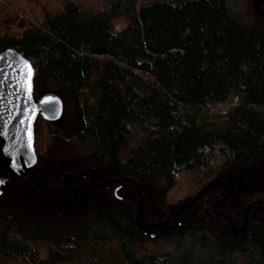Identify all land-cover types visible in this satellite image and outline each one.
Masks as SVG:
<instances>
[{"label": "trees", "instance_id": "obj_1", "mask_svg": "<svg viewBox=\"0 0 264 264\" xmlns=\"http://www.w3.org/2000/svg\"><path fill=\"white\" fill-rule=\"evenodd\" d=\"M242 7L241 0H0V51L31 62L35 100L51 94L62 103L58 120L34 124L38 165L47 170L41 185L72 199L61 180L84 168L98 182L132 178L143 195L140 223L170 227L205 186L236 181L225 202L227 186L215 185L178 213L175 230L151 238L135 221L131 183L96 189L85 181L65 204L33 182L16 189L4 170L0 198L18 197L0 208V264H264V187L254 186L264 183L249 180L248 191L246 179L237 182L264 159V23L248 21ZM118 18L125 26L116 30ZM73 144L86 151L59 153ZM186 178L196 180L195 191L170 203ZM259 202L255 218L248 214L244 231L234 232L228 219L239 230L246 208ZM34 214L72 227L33 225ZM143 243L158 252H139Z\"/></svg>", "mask_w": 264, "mask_h": 264}, {"label": "water", "instance_id": "obj_2", "mask_svg": "<svg viewBox=\"0 0 264 264\" xmlns=\"http://www.w3.org/2000/svg\"><path fill=\"white\" fill-rule=\"evenodd\" d=\"M263 3L264 0H260L255 4V10L262 16H264V13L259 10V6ZM34 75L35 70L31 62L17 50L6 49L0 51V100L3 101V105L0 107V181H2L0 182V195L5 191L8 185V176L5 175V170L8 172L11 182L16 189L27 187L31 180L37 174H40L35 181V185L60 199L53 190L40 185V182L47 174L44 168L34 170V172L21 185H18L15 181V175L25 177L26 174L37 167L39 163V158L34 150V124L38 115L45 120L56 121L60 118L62 113V103L56 95L48 94L34 100L32 93ZM29 83L31 88L30 93ZM85 172L89 174L91 182L97 177L95 170L86 169L80 173L76 180L72 176L66 175L62 178V185H65L66 183H80ZM244 175L245 177H249L247 174ZM242 177L243 176L240 177V181L242 180ZM111 183L133 184L138 195V203L135 213V221L138 229L144 236L154 238L157 230H175L182 222L181 219L177 220L178 213L192 207L208 189L221 182L205 186L190 203L183 205L175 213L173 217L174 224L170 227L167 226L166 222L161 225H142L140 223L139 215L142 209L143 199L140 188L134 179L106 180L95 185V187L98 189H105V187ZM72 194L73 198L68 203H73L76 199L75 191H72ZM252 206L253 204L246 209V213ZM260 207L261 203L259 202L256 209H259ZM246 222L247 218L245 216L241 229L236 233L240 234L244 231ZM229 224L232 226L230 221Z\"/></svg>", "mask_w": 264, "mask_h": 264}, {"label": "rangeland", "instance_id": "obj_3", "mask_svg": "<svg viewBox=\"0 0 264 264\" xmlns=\"http://www.w3.org/2000/svg\"><path fill=\"white\" fill-rule=\"evenodd\" d=\"M32 1H36V0H11L13 5H14V3H18V4H21V5H23V4L26 5V4H28L29 2H32ZM137 1H138V4H140V3L148 2L150 0H137ZM258 1H260V0H241L242 6H243L242 7V11H243V15L245 16V18L248 21H250L252 23L263 25L264 19L262 17H260L258 14H256L255 13V9H254L255 8V4ZM259 10L264 12V6H262ZM124 26H125L124 19H122V18L116 19V21H115V29L116 30L122 29ZM2 35H3V33L1 34V36ZM222 111H223V108H219L217 110L215 109L212 112V114H214L215 116H218L219 112H222ZM68 137H70V136L68 135ZM63 151H65V149H63ZM85 151H86V148L84 146H78L77 144H73L71 147H68L66 152H61L60 151L59 153L60 154L66 153V158H68V157L71 158V157H75L76 155L83 154ZM213 164L215 166H218L220 164L219 158H217V156L215 157ZM241 172L243 174H249V175H254L256 173L264 174V159L262 160L260 166L252 167V168H249L248 170H243ZM114 179H118V178H114ZM109 180H112V179H109ZM195 182H196V180H194L193 178H186V180L183 183V185L181 184L178 187L179 190L177 188V192L175 191L169 196V202L172 203V202L176 201L179 198V196L184 194L185 192L189 193L190 190H192L194 192L195 191L194 188L197 187L195 185ZM217 182H221V183H218L217 185L225 184V181H217ZM217 182H214V183H217ZM252 185L253 184L251 183V181L246 179L244 181L243 188H245L246 190L249 191V190H251L253 188ZM254 186L264 187L263 184L260 181L255 182ZM140 191H141V194H142V190L141 189H140ZM226 194H227V192H226ZM226 194H225V196H226ZM14 196L15 195H13V196H5L3 198H0V208L11 209L12 207L10 206V200H14ZM150 196H151V194H150ZM17 197L18 196H15V198H17ZM152 198H153V195H152ZM142 199H143V195H142ZM136 203H138V202H136ZM136 209H137V204H136L134 210H132V211H134V213H136ZM27 220L30 221L33 225L44 226V227H48V228L49 227L50 228H54V229L58 228L62 223H64V227H67V225H65L66 222H62L61 223V222L56 221L55 219H53L51 217L42 218L38 214H34L33 219H27ZM243 221H244V218H243ZM242 225H243V222H242ZM70 227H72V221L71 220L68 221V227L67 228H70ZM137 250L139 252H142V253H157L158 252V249H157L156 245L155 244H151V243L140 244V245L137 246Z\"/></svg>", "mask_w": 264, "mask_h": 264}, {"label": "flooded vegetation", "instance_id": "obj_4", "mask_svg": "<svg viewBox=\"0 0 264 264\" xmlns=\"http://www.w3.org/2000/svg\"><path fill=\"white\" fill-rule=\"evenodd\" d=\"M35 100V99H34ZM39 117H41L40 115H38V117H37V119L39 118ZM37 119H36V121H37ZM36 121H35V123H36ZM38 168H43V167H40L39 165L37 166V167H35L33 170H31L30 172H28V177L34 172V170H36V169H38ZM45 169V168H44ZM86 169H89V168H84L82 171H84V170H86ZM46 170V169H45ZM81 171V172H82ZM46 172H47V170H46ZM80 172V173H81ZM96 172V171H95ZM80 173H79V175H80ZM97 173V172H96ZM39 175L40 174H37L32 180H31V182L29 183V185L33 182L34 183V185H35V181H36V179L39 177ZM67 175H70V174H67ZM79 175L77 176V177H75V176H72V175H70V176H72L75 180L79 177ZM249 177H245V175L244 174H242V180L240 181V178H239V180L237 181L239 184H242L243 183V181H244V179H248V180H256L257 178H259V179H261L262 181H263V183H264V174H262V173H256V174H254V175H249V174H247ZM46 176H47V174H46ZM66 176V175H65ZM64 176V177H65ZM253 176H255V177H253ZM27 177V178H28ZM241 177V176H240ZM46 178V177H45ZM44 178V179H45ZM43 179V180H44ZM98 173H97V177L96 178H94L93 179V182H91L90 181V179H89V174L88 173H84V175H83V179L81 180V182L80 183H83V182H85V181H87L89 184H90V186H92L93 188H96L95 187V185H98V184H100V183H102V182H104V181H106V180H104V181H102V182H98ZM42 180V181H43ZM41 181V182H42ZM41 182H40V185H41ZM80 183H78V184H80ZM232 183L234 184V183H236V181L235 180H233V179H231V180H229V181H227V182H225V185L227 186V194H226V196H224V198H223V200H221L219 203H223V202H225V200L227 199V197L230 195V193H231V190H232ZM61 184H62V180H61ZM78 184H70V183H66L65 185H62L63 186V188L67 191V192H69L70 194H71V196H72V198H73V194H72V191H75V193H76V199H77V191H76V189L73 187V186H75V185H78ZM112 184H114V183H112ZM43 186V185H42ZM108 186V185H107ZM35 187L36 188H38L36 185H35ZM45 187V186H44ZM26 188V187H25ZM106 188V187H105ZM38 189H40V188H38ZM50 189V188H49ZM96 189H98V188H96ZM40 190H42V189H40ZM44 191H46V190H44ZM48 192V191H47ZM55 192V191H54ZM56 193V192H55ZM57 194V193H56ZM58 195V194H57ZM55 196V195H54ZM59 196V195H58ZM60 197V199L59 200H61V202H63V203H65V204H71V203H68L70 200H72V199H66V198H63V197H61V196H59ZM75 199V200H76ZM67 202V203H66ZM75 202V201H74ZM73 202V203H74ZM254 204V203H253ZM258 205V204H257ZM253 207V206H252ZM251 207V208H252ZM250 208V209H251ZM257 208V206L254 208V209H252V210H248V212L246 213V211L244 212V217L243 218H245V216H246V218H248V214L251 216V217H253V218H255V216H254V213L258 210V209H256ZM256 209V210H255ZM216 213L217 214H220V215H224L222 212H218V211H216ZM175 215V214H174ZM229 221H230V219H229ZM231 222V221H230ZM232 223V222H231ZM246 224H247V222H246ZM231 226V225H230ZM242 227V226H241ZM231 228L234 230V232H237V231H239V230H235L234 228H233V225L231 226Z\"/></svg>", "mask_w": 264, "mask_h": 264}, {"label": "snow or ice", "instance_id": "obj_5", "mask_svg": "<svg viewBox=\"0 0 264 264\" xmlns=\"http://www.w3.org/2000/svg\"><path fill=\"white\" fill-rule=\"evenodd\" d=\"M30 90H31V88H30V83H29V93H30ZM2 105H3V101L0 100V107H2ZM0 182H2V181H0Z\"/></svg>", "mask_w": 264, "mask_h": 264}, {"label": "built area", "instance_id": "obj_6", "mask_svg": "<svg viewBox=\"0 0 264 264\" xmlns=\"http://www.w3.org/2000/svg\"><path fill=\"white\" fill-rule=\"evenodd\" d=\"M237 100H235V102H236Z\"/></svg>", "mask_w": 264, "mask_h": 264}]
</instances>
